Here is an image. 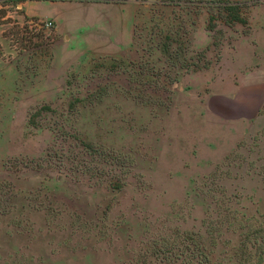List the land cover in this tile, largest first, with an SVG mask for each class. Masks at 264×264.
I'll return each mask as SVG.
<instances>
[{
	"label": "rangeland",
	"instance_id": "374dc122",
	"mask_svg": "<svg viewBox=\"0 0 264 264\" xmlns=\"http://www.w3.org/2000/svg\"><path fill=\"white\" fill-rule=\"evenodd\" d=\"M20 1L0 0V264H262L264 103L232 119L212 94L264 0L148 2L127 38Z\"/></svg>",
	"mask_w": 264,
	"mask_h": 264
},
{
	"label": "crops",
	"instance_id": "0c3cea01",
	"mask_svg": "<svg viewBox=\"0 0 264 264\" xmlns=\"http://www.w3.org/2000/svg\"><path fill=\"white\" fill-rule=\"evenodd\" d=\"M152 1L156 0H21L17 7L27 18L53 21L56 33L86 32L87 18L94 12L106 19V32L127 38L134 32L135 22L147 15L143 12ZM260 19L252 28L251 42L247 41L245 47L237 45L233 52L230 80L220 79L212 94L219 99L221 114L228 118H253L264 103V12Z\"/></svg>",
	"mask_w": 264,
	"mask_h": 264
},
{
	"label": "trees",
	"instance_id": "16d2710c",
	"mask_svg": "<svg viewBox=\"0 0 264 264\" xmlns=\"http://www.w3.org/2000/svg\"><path fill=\"white\" fill-rule=\"evenodd\" d=\"M233 9V7H231ZM235 20H240V15L234 16ZM247 236H251L254 238V243L251 245V248L254 250V253L250 256V253H248V257H252L253 255H258L260 258L264 254V227L256 228L253 230L248 229ZM247 257V256H246ZM247 257V258H248ZM242 264V262H239Z\"/></svg>",
	"mask_w": 264,
	"mask_h": 264
},
{
	"label": "built area",
	"instance_id": "2783aa9c",
	"mask_svg": "<svg viewBox=\"0 0 264 264\" xmlns=\"http://www.w3.org/2000/svg\"><path fill=\"white\" fill-rule=\"evenodd\" d=\"M34 25L43 28H51L53 23L51 20H42V21L34 22Z\"/></svg>",
	"mask_w": 264,
	"mask_h": 264
}]
</instances>
